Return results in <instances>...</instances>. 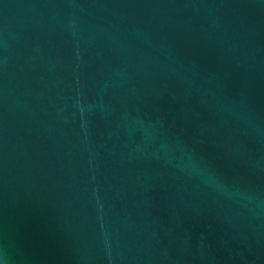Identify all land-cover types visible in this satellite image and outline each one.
Here are the masks:
<instances>
[{
    "label": "water",
    "instance_id": "95a60500",
    "mask_svg": "<svg viewBox=\"0 0 264 264\" xmlns=\"http://www.w3.org/2000/svg\"><path fill=\"white\" fill-rule=\"evenodd\" d=\"M0 264H264V0H0Z\"/></svg>",
    "mask_w": 264,
    "mask_h": 264
}]
</instances>
